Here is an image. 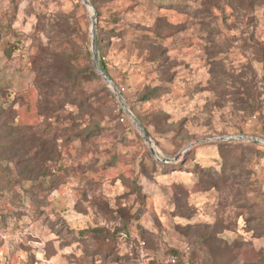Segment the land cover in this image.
Wrapping results in <instances>:
<instances>
[{"label":"rangeland","instance_id":"obj_1","mask_svg":"<svg viewBox=\"0 0 264 264\" xmlns=\"http://www.w3.org/2000/svg\"><path fill=\"white\" fill-rule=\"evenodd\" d=\"M88 2L0 0V264H264V0Z\"/></svg>","mask_w":264,"mask_h":264},{"label":"trees","instance_id":"obj_2","mask_svg":"<svg viewBox=\"0 0 264 264\" xmlns=\"http://www.w3.org/2000/svg\"><path fill=\"white\" fill-rule=\"evenodd\" d=\"M219 1L220 0H205V4L208 2L209 4V7L213 5L215 7H218L219 5ZM228 1V0H227ZM250 5V4H248ZM208 11V10H206ZM215 30H211V35L212 34H216L217 31ZM214 37V36H213ZM217 52H212L210 54V57L212 58V63L215 65L216 64V60H215V56H216ZM263 55V54H262ZM219 65V64H218ZM99 67L104 71L105 74H107V70L104 66V64L102 62L99 63ZM66 71V70H65ZM66 73V72H65ZM67 75V74H66ZM67 77H73L75 79V74H70V75H67ZM54 80V77L53 79ZM147 99V98H146ZM35 141V144L36 146L34 147V149L30 150V148L27 146V145H22L20 146L18 149H15L13 145V142H11V146H10V150L11 151H14L13 153V157H10L8 160H13L15 163V165L18 167V174L19 176L23 179L24 177V180L27 179L29 180V182H33L35 184V182L37 183L36 185L40 186V182H39V179L41 178H45L47 175L50 174V172L47 171V167H46V162H48L49 160H52V158L54 157V154H55V149L53 147V139H44L42 137H38V136H31L28 140H26L27 142L26 143H32L33 145V142L32 141ZM38 144V146H37ZM5 147V144L1 145V142H0V148L2 147ZM171 170H174L175 169V166L172 165L171 167ZM173 168V169H172ZM52 184H50V190H52ZM97 234H101L102 231L101 230H94V233ZM85 233H81V235H84ZM114 236L112 235L111 239L113 238ZM212 242L210 239H206L204 241V244L206 245H210ZM97 252L95 251L94 252V255L95 256H98L100 255V253H102V255H105L106 257L110 256L111 255V252L113 250L112 246H110L108 243H107V239L103 236V238H100V241H98L97 243ZM223 244V246H219L217 248L216 251H213V259H212V263L211 264H224V262H227L228 260L231 259L232 256L231 253H232V250L234 248V245L233 246H229L228 244L226 243H220V245ZM211 247V246H209ZM223 249V250H222ZM170 254L172 255V257H176L177 261H178V258H180V256L182 254H180L177 250H171L170 251ZM180 263V261L178 262Z\"/></svg>","mask_w":264,"mask_h":264},{"label":"water","instance_id":"obj_3","mask_svg":"<svg viewBox=\"0 0 264 264\" xmlns=\"http://www.w3.org/2000/svg\"><path fill=\"white\" fill-rule=\"evenodd\" d=\"M83 4L85 5H89L88 0H82ZM92 54H93V63H94V68L96 70V72L98 73V75L104 80V82L106 84H108V86H110V88L114 91V93L116 94L123 110L125 112L128 113L129 117L131 118V120L133 121L134 125L136 126L137 130L142 134L144 140L148 143V145H150V150L153 153V155L157 158L153 146L151 144V140L149 138L148 133L142 128V126L138 123V121L132 116V114L129 112V110L127 109L126 105L124 104V101L121 97V95L119 94V92L117 91L116 87L114 86L113 82L108 78V76L104 73V71L98 66V62H97V53H96V38H95V34L94 31L92 30ZM248 140L250 142H255V143H259L261 145H264V140L261 139H255V138H251V137H235V138H229V140Z\"/></svg>","mask_w":264,"mask_h":264}]
</instances>
